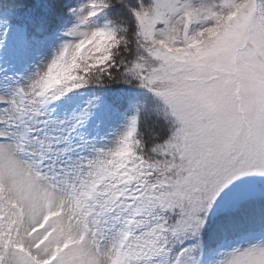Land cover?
<instances>
[{"label": "snow or ice", "instance_id": "1", "mask_svg": "<svg viewBox=\"0 0 264 264\" xmlns=\"http://www.w3.org/2000/svg\"><path fill=\"white\" fill-rule=\"evenodd\" d=\"M0 264H264V0H0Z\"/></svg>", "mask_w": 264, "mask_h": 264}]
</instances>
